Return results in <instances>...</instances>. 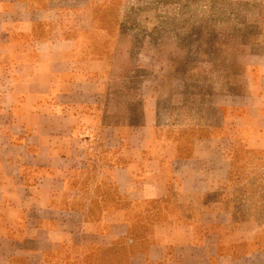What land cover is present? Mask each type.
<instances>
[{"label":"crops","instance_id":"obj_1","mask_svg":"<svg viewBox=\"0 0 264 264\" xmlns=\"http://www.w3.org/2000/svg\"><path fill=\"white\" fill-rule=\"evenodd\" d=\"M52 4L0 0V264H263L234 255L221 161L199 140L155 139L152 108L126 138L106 116L109 59L82 28H36L57 21ZM244 80L229 97L232 149L264 151V49Z\"/></svg>","mask_w":264,"mask_h":264},{"label":"rangeland","instance_id":"obj_2","mask_svg":"<svg viewBox=\"0 0 264 264\" xmlns=\"http://www.w3.org/2000/svg\"><path fill=\"white\" fill-rule=\"evenodd\" d=\"M32 1L47 8L54 0ZM55 1L58 22L36 28H82L75 29L82 46L109 59L103 89L109 122H124L126 138L128 126L153 124L163 144L202 142L205 159L220 160L226 169L221 206L241 240L235 257L264 260V151L241 142L232 149L228 127L229 97L244 89L248 57L264 49V0ZM231 247L223 242L221 255L231 254Z\"/></svg>","mask_w":264,"mask_h":264}]
</instances>
